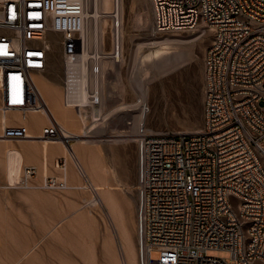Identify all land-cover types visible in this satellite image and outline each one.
<instances>
[{
    "label": "built area",
    "instance_id": "1",
    "mask_svg": "<svg viewBox=\"0 0 264 264\" xmlns=\"http://www.w3.org/2000/svg\"><path fill=\"white\" fill-rule=\"evenodd\" d=\"M87 1L0 2V113L24 118L42 109L49 118L39 130L14 118L1 121L0 139L70 145L73 135L35 84L54 41L61 49L63 106L88 132L104 121L101 62L122 57V17L117 8L110 14L111 49L91 52L81 37ZM150 2L155 34L208 31L212 37L203 61L202 129L147 132L140 124L135 136L137 264H264V0ZM65 165L60 160L56 168ZM34 173L24 168L26 179ZM46 185L64 187L51 178Z\"/></svg>",
    "mask_w": 264,
    "mask_h": 264
},
{
    "label": "rangeland",
    "instance_id": "2",
    "mask_svg": "<svg viewBox=\"0 0 264 264\" xmlns=\"http://www.w3.org/2000/svg\"><path fill=\"white\" fill-rule=\"evenodd\" d=\"M1 1L2 0H0V2ZM145 14L148 15L149 23V26L146 28L143 27L142 23L145 19ZM120 15L122 17V29L124 28L125 30L124 42L122 39V55L124 56V62L120 69V81L122 82L120 85H123L124 90H122V87L118 86L116 90L114 89L115 92L112 94L110 86L116 84L117 78L113 67L109 66L105 68L103 72L106 74V77L104 83L101 85V93L104 98V121L98 124V128L87 134L89 137H76L69 141L70 145L74 144L75 146H77L76 141L80 139L91 140L94 144L96 141L95 146L92 147L93 152L96 153V157L98 156L100 163L106 169H111L112 165V158L109 156V150L119 145L113 143L111 140L135 138L115 135L117 131L129 128L125 123L131 119L133 115V112H123L122 107L125 105H133L139 99L137 93L134 92L135 90H132L130 86V84H133V75H131L132 63L139 53L147 52L149 47H154L149 44L152 41L160 43V46H170L175 51H177V49H180V51L184 50V52L186 51V55L176 68L163 75L151 71L139 78L141 81H144L149 91L147 100L149 113L144 124L145 130L149 129L150 131L148 132H160L165 130L174 132H196L202 129L204 87L203 61L212 37L208 31H200L201 37L199 40L191 39L188 42L185 41L184 43L177 44L176 40L187 36L191 31L153 34L150 29L152 28V7L150 0H120ZM110 21L111 19L109 20V25L105 29L104 50L111 49ZM129 39H133V43L129 41ZM136 42H139L138 44L141 45L138 47ZM95 50V45H93L92 51ZM110 60L112 62V59ZM43 74L42 76L44 78L57 85L62 92L63 65L61 49L58 44H56V51L53 57L51 58V54L49 55L47 67ZM261 105L264 106V102H262ZM72 113L75 115L73 111ZM100 126H103L105 129V135L95 134ZM1 146H8V148L13 150L17 164L21 167L22 174L19 175L21 179L18 184L15 186L9 185L6 173L3 171L4 168L0 166V264H7L12 258H15V256H17L16 253L19 252L18 247L30 241L33 236L38 238V228L44 226L52 227L56 222H60V220L62 221L57 229L60 233V237L57 235L58 238L56 237L53 241L51 240L52 242L49 243L48 248H46L32 264H110V257L106 253L103 243L107 240L108 235L112 233L114 234L116 247L119 251L120 241L116 239L117 234H115L116 232L113 230L112 224H110L111 222L108 217L106 206L102 203L94 207L85 206L92 197L91 195H97L92 190L81 189V186H87L88 183L85 182V178L79 174L75 166L71 163V172L73 173L72 175L76 177L77 183L69 186L62 178V171L64 170L56 168L57 161L60 162V160H65L66 168L69 160H66V158L64 159L60 154H55L47 161L43 158L42 154H37V152L41 150V139L18 141L0 139V147ZM11 157L13 156H4L3 159L0 158L1 161H6V159L10 161L9 159L12 160ZM36 160L40 163L47 162L48 164V172L44 177H41L39 174L40 170ZM126 163L127 162H125V164ZM26 167L33 168L35 172L34 175L28 179L24 176V168ZM130 168L131 182L129 185H132L133 189L130 198L127 199L131 201L132 205L129 209L125 210V215L129 219L128 225L137 248L136 209L138 196L136 191V160L134 166H132L130 162ZM50 178L64 184V187L51 188L47 186L46 180ZM86 179L91 183L89 176L86 177ZM76 209H79V212ZM73 211L77 213L74 215ZM83 212L85 213V217L83 216ZM72 214L73 217L71 216L66 219L67 221L63 220L65 216L67 217ZM80 217H83V219H81V222L83 221L82 224L84 222L87 223V221V224H90L89 221L91 222L89 229L91 228L90 230L93 235L90 236L89 234L87 237V234L79 228L81 226V222L79 221ZM130 217H132L131 221ZM71 219L75 221L78 220L80 223L74 222L75 224L73 223V225ZM84 219L87 220L84 221ZM33 222H35V224H33ZM71 224L73 226H71ZM10 239H12V241ZM87 248H91V251L87 252ZM13 253H15V256ZM10 255L13 257L10 258ZM208 255L216 258H229V253L226 251H209ZM156 256L157 254L153 252L152 258L154 259Z\"/></svg>",
    "mask_w": 264,
    "mask_h": 264
},
{
    "label": "bare ground",
    "instance_id": "3",
    "mask_svg": "<svg viewBox=\"0 0 264 264\" xmlns=\"http://www.w3.org/2000/svg\"><path fill=\"white\" fill-rule=\"evenodd\" d=\"M150 4V3H149ZM118 9L120 12V0H88L86 3V21L84 24V30L81 34V37L83 38L84 43L86 44L89 51H92V46L95 45L96 51H103L104 48L101 47L102 42H105V35L106 31L105 29L109 25V20L111 19V13L115 11V9ZM148 9V8H147ZM145 19L143 20V27L146 28L149 26L148 23V15L145 14ZM143 17V18H144ZM151 21V20H150ZM141 23V25H142ZM148 24V25H147ZM94 25V26H93ZM94 27V29H93ZM151 32L154 34V31L152 28ZM94 30V31H93ZM111 32V31H110ZM124 34L125 30L124 28L121 29V36L124 42ZM201 32H191L185 37H182L181 39L176 40L178 43H184L185 41L188 42L191 39H200ZM134 39V38H133ZM133 39H129L133 43ZM151 40V39H150ZM130 42V43H131ZM137 46L139 47L141 44H138L139 42H136ZM144 44V43H142ZM153 45L154 47H149L147 52H141L138 54V56L135 58V60L132 63V72L131 75H133V84H130L132 87V90L134 89L139 96L135 104L133 105H125L122 107V111L125 113H129V111L135 110L133 112L132 118L133 119V125L130 126L126 130H119L117 131V134L115 136H121V137H135L138 134V127L140 124H145L147 115L149 113V108L147 106V100L149 91L146 85L144 84V81L140 80L139 78L142 76H145L148 72H156L158 74H165L168 71L173 70L176 68V66L183 61L185 57L184 50L180 51V49L177 51L173 50L170 46H160V43H156L152 41L149 43ZM167 44V43H166ZM173 44V43H171ZM186 44V43H185ZM170 45V44H169ZM176 46V44H175ZM178 47V46H177ZM123 48V47H122ZM137 50V49H136ZM56 51V42L54 41L51 49L50 54L51 58L55 54ZM124 62V56L122 55L121 58H118V60L114 61L110 59H103L101 62V70L102 72L107 67H113L115 75H116V84L110 86V89H112V94L115 92L116 88L122 87L124 90L120 75V69L121 65ZM46 70V69H45ZM45 72V71H44ZM44 75V74H43ZM131 79V78H130ZM35 84L44 99L46 105L48 106L50 112L53 114L55 119L59 122V124L70 134H72V138L76 137H89L87 134L88 132L86 129V122L84 120H80L77 115H73L72 111L69 109H66L62 104V92L57 87V85L51 83L46 78L41 76L35 77ZM115 89V90H114ZM111 93V92H110ZM103 102L104 98L103 95L101 96V105H100V111L103 112ZM130 116V115H129ZM15 119L19 123H22L26 126H29L30 129H36L39 130L40 128H43L49 124V118L44 110H38L34 113L28 114L26 117L21 118L18 117L16 114H1L0 113V122L1 121H7L10 119ZM30 124V125H29ZM145 126V125H144ZM105 127V126H104ZM147 132L150 131L149 129L146 130ZM32 136L33 132L31 131ZM95 134L99 135H105V129L103 126L99 127V130L95 132ZM38 136V134L36 135ZM31 138H39V137H31ZM134 139L135 138H131ZM130 141V138L128 139H117V140H111L113 143H118L121 141ZM100 141V140H99ZM132 141V140H131ZM101 142V141H100ZM77 146L74 144H71L69 146H66L63 142L60 140L50 141L41 139V150L40 152H37V154H42L43 158H45L47 161L50 160L55 154H60L64 159L68 161V166L62 171V178L69 186H71L74 183H77V179L72 174V167L71 163L74 166V160L72 159V155L76 158L75 163L80 167L81 171L84 173L86 177L89 176L91 180V190L97 195H91L92 197L88 200L87 205L89 207H94L99 205V203H102L106 206L108 217L110 219V224H112L113 230H115V234H117V238L120 241V249L118 251L116 247V243L114 240V234L111 233V235H108L107 240L104 242L103 245L106 253L108 254L109 263L110 264H137V248L135 245V242L132 238L131 231L129 228V219L125 215V210L129 209V207L132 205L131 201L129 199H126L125 202L121 206L117 205L116 200L117 197L114 192L112 194L111 191V181L107 177L108 174L111 172V169H106L98 159V156L96 157V153L93 152V146L95 144L91 140H84L80 139L76 141ZM94 144V145H93ZM42 151V153H41ZM13 150L8 148V146H1L0 147V157L3 159V157H9L14 156ZM38 156V155H37ZM9 159L10 161H1L0 158V166H3L8 184L15 186L20 182L21 176L19 177L21 172V167L17 164L16 157ZM36 157V156H35ZM5 159V158H4ZM36 163L39 167V174L40 176L44 177V175L48 172V164L47 162L40 163L36 160ZM113 174V172H112ZM61 178V179H62ZM115 180V179H114ZM44 181V180H43ZM117 182V181H116ZM115 182V183H116ZM119 182V181H118ZM31 186V185H30ZM84 186V185H83ZM81 186V189H87L86 186ZM114 187V186H113ZM112 187V189H113ZM121 187V186H120ZM34 189V188H33ZM29 190V189H28ZM125 190V189H124ZM127 193V192H126ZM123 203V202H122ZM120 205V203H118ZM79 212V209H76ZM74 212V211H73ZM74 212L73 214L75 215ZM81 213V212H80ZM84 213V212H83ZM37 214V213H36ZM72 215L65 216L63 220H66L70 218ZM79 214V213H78ZM82 214V213H81ZM79 214V215H81ZM82 216V215H81ZM85 217V213L83 214ZM76 217V216H74ZM38 219V218H37ZM81 219L83 217H80L79 221L81 222ZM88 219V217H87ZM86 219V220H87ZM72 224L77 222L80 223L78 220L75 221L71 219ZM84 219V221H86ZM132 220V217H130V221ZM62 220H60L61 222ZM67 221V220H66ZM41 222V221H40ZM39 222V223H40ZM60 222H56L55 225L52 227H42L38 228V238L32 237V239L28 242H26L24 245H20L19 252L16 253L17 256H15V253L13 255L15 258H12L13 256L10 255V258H12L7 264H32L33 261L49 246V243L52 242L57 235L60 237V233L57 231L59 228ZM83 222V221H82ZM81 222V228L86 234L88 235L92 234L91 228L89 229L90 224ZM42 223V222H41ZM69 223V221H68ZM67 223V224H68ZM74 223V224H75ZM108 223V221H107ZM35 224V222H33ZM71 224V226H73ZM109 224V223H108ZM92 227V226H91ZM34 228V226H33ZM111 229V228H110ZM81 230V231H82ZM31 231V230H30ZM90 231V232H89ZM84 233V234H85ZM107 233V232H106ZM85 234V235H86ZM112 238H111V237ZM96 237V236H95ZM107 237V236H106ZM11 238V237H10ZM90 238V237H89ZM88 238V239H89ZM95 239V238H94ZM12 241V239H10ZM52 240V241H51ZM102 241V240H101ZM90 242V240H89ZM11 243V242H10ZM21 243V242H20ZM14 244V243H13ZM91 246V245H90ZM12 249V248H11ZM17 249V247H16ZM88 249V248H87ZM91 249V248H90ZM90 249L87 250L91 251ZM17 252V251H16ZM123 262V263H122Z\"/></svg>",
    "mask_w": 264,
    "mask_h": 264
},
{
    "label": "crops",
    "instance_id": "4",
    "mask_svg": "<svg viewBox=\"0 0 264 264\" xmlns=\"http://www.w3.org/2000/svg\"><path fill=\"white\" fill-rule=\"evenodd\" d=\"M117 144L119 145L109 150V156L112 158V165H111V172L108 174L107 177L111 181L112 194L114 192V197L116 195L118 199L116 200L117 205L121 206L126 201L125 198L126 199L130 198L131 191L133 189V186L129 185L131 182L130 162L132 163V166H134L135 160H136V165H137V145L134 139H131V138H130V141L128 140V142L121 141V142H118ZM125 162L127 163L125 164ZM118 203H120V205Z\"/></svg>",
    "mask_w": 264,
    "mask_h": 264
}]
</instances>
